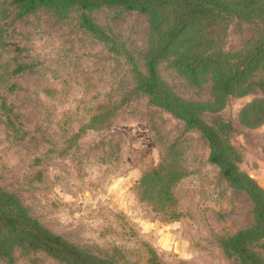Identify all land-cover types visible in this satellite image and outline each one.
<instances>
[{"label":"rangeland","instance_id":"rangeland-1","mask_svg":"<svg viewBox=\"0 0 264 264\" xmlns=\"http://www.w3.org/2000/svg\"><path fill=\"white\" fill-rule=\"evenodd\" d=\"M256 29L255 20L235 19L225 48H243ZM163 44L137 9L23 11L0 0V187L90 253L91 264H264L263 220L249 192L209 160L199 128L139 86L146 58ZM173 46L158 57L161 79L183 99L211 100L210 72L190 80L174 65ZM255 94L230 95L204 116L264 189V121L239 117ZM152 168L158 176H144ZM235 235L259 262L241 255ZM0 264L69 263L20 245Z\"/></svg>","mask_w":264,"mask_h":264},{"label":"trees","instance_id":"trees-1","mask_svg":"<svg viewBox=\"0 0 264 264\" xmlns=\"http://www.w3.org/2000/svg\"><path fill=\"white\" fill-rule=\"evenodd\" d=\"M16 1L23 11L42 4L55 8L68 4L83 8L115 4L148 13L152 27L164 44L146 58L144 72L139 76L140 88L151 100L183 118L188 126L201 130L209 144V160L220 166L222 174L229 181L249 192L263 220L264 229V189L253 177L238 168L230 155V144L222 139L216 127L204 116V111L223 107L230 95H245L259 89L261 94H255L242 105L239 117L250 125L264 121V0ZM237 18L255 20L257 29L243 48L230 51L224 46V38ZM165 19L169 23L167 26L162 25ZM171 45H174L172 49L176 54L172 60L174 65L190 80L195 82L210 72L211 100L183 99L161 79L156 68L158 57L163 56ZM147 175L158 176L157 168L150 169L144 174ZM167 182L164 181L157 190L166 189ZM167 196L172 197V193L167 192ZM259 226L257 224L253 229ZM238 237L235 235L231 238L235 248L243 257L259 262L255 251L246 244H240ZM20 245L45 250L69 264H91L90 253L45 227L29 213L15 194L0 187V254H6L13 246Z\"/></svg>","mask_w":264,"mask_h":264}]
</instances>
